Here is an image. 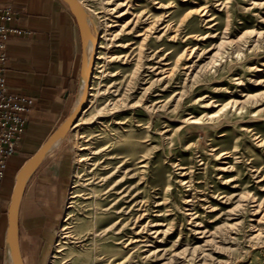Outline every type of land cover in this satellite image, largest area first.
Segmentation results:
<instances>
[{
	"label": "rangeland",
	"instance_id": "rangeland-1",
	"mask_svg": "<svg viewBox=\"0 0 264 264\" xmlns=\"http://www.w3.org/2000/svg\"><path fill=\"white\" fill-rule=\"evenodd\" d=\"M79 1L106 38L40 262L264 264V0Z\"/></svg>",
	"mask_w": 264,
	"mask_h": 264
},
{
	"label": "crops",
	"instance_id": "crops-1",
	"mask_svg": "<svg viewBox=\"0 0 264 264\" xmlns=\"http://www.w3.org/2000/svg\"><path fill=\"white\" fill-rule=\"evenodd\" d=\"M0 5L18 13L11 26L23 31L8 39L7 83L12 93L34 100L21 146L8 159L0 180V264H8V210L16 177L76 105L82 42L77 21L63 0H0ZM59 145L43 158L22 196L19 244L24 264H42L53 220L67 193L69 160Z\"/></svg>",
	"mask_w": 264,
	"mask_h": 264
},
{
	"label": "water",
	"instance_id": "water-1",
	"mask_svg": "<svg viewBox=\"0 0 264 264\" xmlns=\"http://www.w3.org/2000/svg\"><path fill=\"white\" fill-rule=\"evenodd\" d=\"M63 1L66 3V5L69 7L70 11L74 15L81 36L82 65L80 87L83 83V88L80 97L78 92L77 102L71 113L63 120V122L51 134V136L40 146V148L35 152V154H33V156H31L24 163L16 177V182L14 185L11 202L8 210V244L9 252L12 256L14 264H24L19 244V211L27 181L38 168L43 158L50 151L53 150V147L58 141L65 138L69 131L72 130L78 122L79 118L81 117L83 111L86 108L89 90L91 88L93 78L95 51L93 50L92 53L88 55V42L91 41L96 46L97 40L93 34L92 27H90V24L88 22L87 11L79 0Z\"/></svg>",
	"mask_w": 264,
	"mask_h": 264
},
{
	"label": "built area",
	"instance_id": "built-area-1",
	"mask_svg": "<svg viewBox=\"0 0 264 264\" xmlns=\"http://www.w3.org/2000/svg\"><path fill=\"white\" fill-rule=\"evenodd\" d=\"M17 14L11 7L0 5V180L5 177L8 159L21 146L28 114L34 104L33 98L12 93L6 78L8 39L12 34L23 32L11 26Z\"/></svg>",
	"mask_w": 264,
	"mask_h": 264
},
{
	"label": "bare ground",
	"instance_id": "bare-ground-1",
	"mask_svg": "<svg viewBox=\"0 0 264 264\" xmlns=\"http://www.w3.org/2000/svg\"><path fill=\"white\" fill-rule=\"evenodd\" d=\"M81 3V2H80ZM82 4V3H81ZM88 14V13H87ZM88 22H89V24H90V27H92V21H91V19H90V17L88 16ZM106 38V33L105 34H103L102 36H100V37H97V36H95V38H96V40H97V43H96V46L91 42V41H89L88 42V55H90L91 53H92V51L94 50L95 51V60H97L98 58H100V51L98 50V47H100V45H101V42H100V39H102V38ZM95 46V47H94ZM97 77V73L95 72L94 73V75H93V78H96ZM82 88H83V83H82V85H81V89H80V93H79V97H80V94H81V91H82ZM91 92V88H90V90H89V93ZM90 95H91V93H90ZM90 101V100H89ZM213 103L214 102H208L207 104H205V107H208L210 104H212L213 105ZM230 102H228V103H225V104H223V105H218V109L217 110H215V111H212V112H205L204 114H203V116L202 117H194V116H192V117H189V118H187V119H185V121L184 122H190V123H202L201 121L203 120V119H205V118H208V119H211L212 121H211V125L209 126V127H212V128H216V127H219L222 123H223V121L224 120H227V115H228V110H229V108H234L235 109V111L236 112H242L243 111V109H244V106H240V107H238L237 106V102L236 103H232V104H230ZM232 110V109H231ZM234 111V112H235ZM84 113V112H83ZM82 113V114H83ZM204 122V121H203ZM82 122H81V119L80 120H78V122L76 123V125L73 127V129L75 128V127H77L79 124H81ZM227 123V122H226ZM188 124V123H187ZM199 125V124H198ZM202 126V125H201ZM204 127V126H203ZM206 127V126H205ZM131 139L132 138H130V144H132V142L133 141H131ZM63 139H61L60 141H58L57 143H56V145L53 147V149L54 148H56L60 143H61V141H62ZM226 153V152H225ZM224 154V153H223ZM144 167H146L147 165L146 164H144L143 165ZM139 181H141V182H143L144 183V176H143V174L140 176V180ZM125 191V190H124ZM123 191V192H124ZM127 194V192L126 193H124L123 195H124V197L126 198V195ZM131 194V193H130ZM129 194V195H130ZM124 199V198H123ZM122 199V200H123ZM119 202H116L115 204H114V206H113V208L115 209L114 210V212H113V214H111L110 216H108V218H107V220H105V224L102 226V227H104V230H103V233L102 234H104V235H106V233L108 232V231H111V232H114L115 230H116V228H117V224H118V222L117 221H115V218L117 217V215H119V217H121V215H123V211L124 210H120V208H119ZM127 213V212H126ZM122 218V217H121ZM121 231V230H120ZM94 233L96 234H98V231H97V229L94 231ZM96 236V235H95ZM125 244H126V241L124 242ZM124 244V245H125ZM95 246H97V243H95ZM101 254L102 253H100V250H97V251H95V253H94V258H100V257H103L104 259L105 258H108V262L109 261H111L114 257V255H115V252L112 250H110V249H107V250H105L104 252H103V256H101ZM11 258H12V256H11ZM11 258L9 259V263L8 264H14L13 263V259L11 260Z\"/></svg>",
	"mask_w": 264,
	"mask_h": 264
}]
</instances>
